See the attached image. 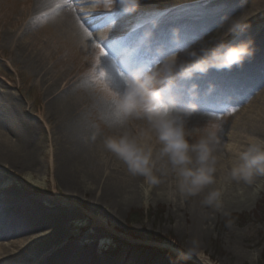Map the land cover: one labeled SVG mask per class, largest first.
Returning <instances> with one entry per match:
<instances>
[{
	"label": "bare ground",
	"instance_id": "bare-ground-1",
	"mask_svg": "<svg viewBox=\"0 0 264 264\" xmlns=\"http://www.w3.org/2000/svg\"><path fill=\"white\" fill-rule=\"evenodd\" d=\"M6 1L8 3L2 1L5 6L0 3L1 43L8 46L9 60L12 65L17 67L20 62H28L33 70L41 72V82L45 78L48 81L51 80V77L47 75L46 60H50V63L54 65L53 57L49 52L51 51L49 40L54 42L53 48L62 46L64 49H72L77 46L85 52L93 54L96 48H100L101 43L114 37L122 38L124 33L127 34L130 23L138 24L141 26V30L142 28L145 31L151 29L158 41L164 38L162 43L156 42L153 47L147 46L145 50L142 49L143 45L133 54L132 65L135 70H143L144 66L156 65L162 59V54L171 53V46L166 45L165 42L171 38L173 32L178 35L180 30L192 25V30L186 31L183 35L188 39L193 35V38L201 37L203 42L207 40L203 45L206 43L210 46V44L218 42L220 33L227 34L222 27V21L225 18L247 17V29L243 33L230 34L228 43L251 39L253 55L246 59L241 66H234L230 70L210 69L206 74H196L189 80L177 77L174 82H177L176 87L179 90L170 95L175 98L179 107H184L189 102H194L197 105V111L187 118L188 120L200 115L198 110L202 109L201 104L207 100L206 98L217 96L224 90H232L235 87L240 89L238 98L234 99L233 105H236L239 99L241 102L244 101L247 94H250V98H252L253 92L249 93L248 91L250 88L255 93L264 94V6L254 9L246 8L245 0H179L171 5L166 4L170 1L141 0L137 9L130 14L122 13L118 6L110 8L109 14L115 15V20L120 22L119 25L111 26V32L116 33V35H112L111 32L106 31L101 34H97V30L88 32L81 23L83 19H80L79 7L87 6L88 10L85 11H89L90 18L96 21L97 26L100 25L99 29H103L104 24L101 25L103 22L101 17L103 16L102 11L106 12V8L98 7L95 11L89 10L90 4L99 5L102 3L99 0ZM160 3L166 6L165 8L169 11L166 9L165 12H162L164 17L154 22L156 14L150 7ZM200 3L204 5V10L198 8L197 5H201ZM53 6H56L55 12L50 11ZM183 7L189 9L181 14L176 13L179 8ZM35 16L45 17L48 19V25L53 28L52 33L45 29L43 33L46 39L44 40L39 38L36 33L31 32L34 29L32 20L35 19ZM174 17H178V19L174 20ZM25 22L27 26L29 25L28 28L24 26ZM81 29L85 30L89 39L81 37ZM28 33L32 35L26 36ZM123 43L128 45V39ZM149 43H154V40ZM203 45L193 42L191 48L198 50ZM141 49L143 54L139 52ZM101 52L104 54L110 70H113L122 83L124 77L105 57L107 55L102 50ZM179 58L184 59L185 54ZM65 62L61 61V65ZM74 86L78 87L75 83L71 87ZM209 88H213V93H208ZM63 96L60 93L51 99L41 116L47 125L50 121L55 122L54 133H49L54 135L55 145L58 146L54 148L52 141L48 145L50 146L48 151L53 155L50 163L56 158L57 162L52 166L53 175L68 189L65 197L71 201L66 202L53 197L49 201L50 206L41 210L35 200L28 198L27 193L20 194L8 190L0 199V264H141L136 259L131 260L127 257L125 259V256H121L118 261L103 257L92 258L90 247L76 250L75 247L83 245V243H79V234L68 239L65 243L63 241V238H66L63 234L64 226L71 218L80 214L79 207L73 204L80 193H91V197L88 196L91 211L106 205L119 209L128 206L132 199L144 201V192L139 190L137 180L128 174L127 169H122L125 165L114 157L111 158L110 164L101 158L105 151L98 148L95 136L86 132L83 122L79 121L75 113L78 111L76 103L64 99ZM235 109L239 114L238 107L235 106ZM101 111L106 118L108 106L102 107ZM27 113L26 107L21 106L18 100L13 99L7 93L0 94V165L9 164L13 168L18 165L24 166L28 161L31 165L33 156L40 153L44 143L47 142L45 139L49 137V134L40 132ZM236 126L237 132L243 133L249 140L256 136L259 140L264 141V125H259L257 121L253 122L249 117H245ZM47 129L49 131L48 126ZM240 140H243L242 135H240ZM252 141L254 142V140ZM112 163L114 164L112 165ZM118 168L122 170L118 172ZM223 175V170H219L217 183L211 188L221 189L224 210L250 201L254 195L251 189L252 185L228 184L224 181ZM168 190V185L162 184L153 188L150 195L157 200L161 199L163 202L171 203L164 195ZM204 194L201 193L199 196L183 202L173 203L176 211L181 212V216L176 214L177 218L190 215L192 221L188 227L189 233L193 236H200L204 232L203 229L207 228L209 214L215 212L202 205L201 200ZM177 222L179 223V221ZM92 223L93 220L88 224ZM121 242L124 244V241ZM172 252L169 259L178 258ZM183 261L187 262L186 264H202L203 262L202 259L193 257ZM153 264L163 263L158 260Z\"/></svg>",
	"mask_w": 264,
	"mask_h": 264
},
{
	"label": "rangeland",
	"instance_id": "rangeland-1",
	"mask_svg": "<svg viewBox=\"0 0 264 264\" xmlns=\"http://www.w3.org/2000/svg\"><path fill=\"white\" fill-rule=\"evenodd\" d=\"M2 1L8 3L6 0H0L2 6H5V3ZM99 1L102 3L98 7L106 8L104 0ZM161 1H170L166 4L171 5L179 0ZM245 1L246 8L254 9L264 6V0ZM200 4L197 5L198 8L204 10V5ZM91 5L93 4L89 6ZM182 5L184 4L182 3ZM165 7L161 3L150 7L152 10L154 9V13L156 14L154 22L161 20L163 17L162 12H165L167 9ZM85 8L87 6L79 7V10H83L79 11L80 19L82 18L83 20L85 19L84 16H87L84 12ZM188 9V7L179 8L176 13L181 14ZM107 10H110V8H106ZM50 11L55 12L56 6H53ZM174 18V20L178 19V17ZM87 20L95 28L93 21ZM32 21L34 22L32 23L34 29L31 32L36 33L42 40L46 39L43 33L45 29H48L50 33L53 32V28L48 25V19H45V17L35 16V19ZM119 24L120 22L115 19H111L109 22L104 20L105 26L103 29H98L97 34H101L104 31L110 33L112 30L111 26ZM136 25L130 23L128 28H132L133 32L138 31L139 29ZM24 26L28 28L29 25L27 26L25 22ZM191 27L193 26L191 25ZM191 27L184 28L181 31L190 32L192 30ZM111 33L112 35H116L115 32ZM30 35L32 34L28 33L26 36ZM145 35H147L146 32L141 33V37ZM193 37L194 35L189 39L186 36L182 39L177 38V42L171 37L166 44L172 46L171 52H174L178 51L182 45L191 46L193 42L203 45L207 41L203 42L201 37L199 39ZM218 37V42L210 44V46L228 43L230 34L220 33ZM128 42L131 43L133 41L129 39ZM49 43L51 46V51L49 52L53 57V64L55 66L50 63V60H46L47 75L51 77V80L48 81L45 78L41 82V72L33 70L28 62H20L17 67L11 64L8 46L1 43L0 40V94L4 92L12 96L13 99L18 100L21 106L26 107L27 115L34 121L39 131L49 134V137L45 139L47 142L44 143L41 152L33 156V163L31 165L29 161V164L27 163L24 166L18 165L13 168L9 164L0 165V199L3 198V195L8 190H13L20 194L27 193L28 198L35 200L41 210L50 206L49 201L53 197L66 202L71 201L65 197L68 189L53 175L52 166L57 162L56 158L50 163L53 155L49 153L48 149L50 146L48 145L52 141L54 148L58 146L55 145L54 135H50L49 133H54L53 127L55 122L52 123L50 121L47 125L41 115H43L44 108L51 99L61 93L62 96L64 95V99L70 100L74 104L76 103L78 111L75 113L79 121L83 122L86 132L92 133L95 136L96 144L99 145L98 148L101 150H103L101 140L104 136L118 134L122 131V129L109 127L107 119L104 118L101 111L102 107L106 106V104H104L98 93L93 90L92 78L105 82L103 79L105 71L108 73L106 83L110 84L116 91H119L121 87L119 78L116 77L113 70H110L104 56L98 58L94 65L93 54H89L77 46H74L72 49H64L62 46L61 48H53L54 42L49 40ZM121 49L124 56H128L131 50H133V48ZM183 54L181 52L179 57L183 56ZM106 55L107 57H105L108 58L111 64L125 78L124 65L122 64L119 68L118 65H115V60L111 55L108 53ZM63 60L66 62L61 65V61ZM151 67H153L152 64L144 66L143 70H148ZM66 82L69 83L67 84ZM74 83L78 86L77 88L75 86L71 87ZM235 88L224 90L217 96L209 97V101H204L205 104L202 109L198 110L200 115L194 119H188L186 128L188 130L203 128L211 120L220 125L219 134L223 142L232 143L235 146H246L250 140L243 133L237 132L236 125L245 117H249L253 122L257 121L259 125H264V94H261V92L255 93L250 88L248 91L249 93L253 92L254 98H250V94H247L244 101L241 102L239 99L236 105H233L234 99L238 98L240 93V89ZM207 91L211 94L213 93V88H209ZM235 106L238 107L239 114L236 112ZM47 126L49 127V131ZM140 126H144L143 121H129L126 129L135 134L137 128ZM240 135L243 136V140H240ZM250 139L251 141L254 140V142L261 141L256 136ZM189 142H193V138H189ZM224 156L225 159L237 161L235 150L231 152L224 150ZM113 157L116 158L111 153L105 151L101 158L105 159L107 164H110L112 162L110 160ZM122 169H126V167L123 166ZM122 169L118 168L117 170L119 172ZM133 178L137 180L139 190L144 192L147 186L143 178ZM251 189L254 195L250 201L248 200L247 203L229 210L225 209L229 215L225 216L220 212L209 214L207 228L203 229L204 232L200 236H195L202 242L203 258L205 257V259H202V264H263L264 178H257ZM88 196L91 197V193H80L78 198L73 202L75 206L79 207L80 214L71 218L64 226L63 234L66 237L63 238L64 243L79 234V243H83V245L75 247L76 250L90 247L92 258L98 259L103 257L108 260L118 261L121 256H125V259L126 257L131 260L136 259L141 264H153L158 260H161L163 264L187 263L178 258L175 259V257H172V260L169 259L173 250L176 251L172 253L178 256V253L187 245L188 241L194 237L189 233L188 226L192 221L190 215L187 214L183 215V218H177L176 214L181 216V212L176 211L173 203L163 202L161 199L157 200L151 195L148 197L144 195V201H134L132 199V202L128 206H124L125 208L121 207L118 209L114 206L106 205L104 207L99 206L97 210L92 208L94 211H91V205L88 200L90 198ZM145 200L148 201L147 205H145ZM91 220H93V223L89 225L88 223ZM121 241H124V244ZM137 246H140V248H137ZM193 258L198 259L199 257L194 256Z\"/></svg>",
	"mask_w": 264,
	"mask_h": 264
},
{
	"label": "clouds",
	"instance_id": "clouds-1",
	"mask_svg": "<svg viewBox=\"0 0 264 264\" xmlns=\"http://www.w3.org/2000/svg\"><path fill=\"white\" fill-rule=\"evenodd\" d=\"M140 2L104 0V6H118L122 13L130 14ZM97 7L93 4L89 10L95 11ZM222 27L227 34L243 33L248 27L247 17L225 18ZM81 37L89 39L84 29H81ZM102 48L93 52L94 65L103 57ZM181 52L185 54L184 59L179 58ZM253 52L251 39L215 46L205 44L198 50L182 45L178 51L162 54V59L150 69L126 74L119 91L106 83V71L105 82L92 78L93 90L108 106L109 127L122 129L118 134L104 136L101 146L126 166L129 175L143 178L147 186L145 197L153 188L167 184L169 190L164 195L169 202H183L205 193L202 205L227 216L221 189L211 188L217 183L218 171L223 170V179L228 184L251 186L257 178H264V141L250 140L246 146L223 142L220 125L211 120L203 128L188 130L187 118L197 111V105L189 102L179 107L173 96L166 95L177 77L189 80L210 69L230 70L241 66ZM129 121H143L144 126L133 134L126 129ZM189 138H193V142L190 143ZM224 150H235L237 161L225 159ZM147 203L145 200V205ZM194 256L203 259L202 242L195 236L178 253V259Z\"/></svg>",
	"mask_w": 264,
	"mask_h": 264
},
{
	"label": "snow or ice",
	"instance_id": "snow-or-ice-1",
	"mask_svg": "<svg viewBox=\"0 0 264 264\" xmlns=\"http://www.w3.org/2000/svg\"><path fill=\"white\" fill-rule=\"evenodd\" d=\"M81 23H82V24H83L88 30H93V31L96 30V29L93 28V25L90 24L89 21H88L87 19L82 20ZM101 46H102L103 48H105V47H104V44H102V43H101Z\"/></svg>",
	"mask_w": 264,
	"mask_h": 264
},
{
	"label": "trees",
	"instance_id": "trees-1",
	"mask_svg": "<svg viewBox=\"0 0 264 264\" xmlns=\"http://www.w3.org/2000/svg\"><path fill=\"white\" fill-rule=\"evenodd\" d=\"M263 256H264V253H263ZM263 264H264V261H263Z\"/></svg>",
	"mask_w": 264,
	"mask_h": 264
}]
</instances>
